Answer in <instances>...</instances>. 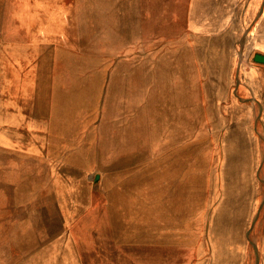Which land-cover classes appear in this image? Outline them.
Masks as SVG:
<instances>
[{"label":"rangeland","instance_id":"obj_1","mask_svg":"<svg viewBox=\"0 0 264 264\" xmlns=\"http://www.w3.org/2000/svg\"><path fill=\"white\" fill-rule=\"evenodd\" d=\"M264 0H0V264H264Z\"/></svg>","mask_w":264,"mask_h":264},{"label":"water","instance_id":"obj_2","mask_svg":"<svg viewBox=\"0 0 264 264\" xmlns=\"http://www.w3.org/2000/svg\"><path fill=\"white\" fill-rule=\"evenodd\" d=\"M253 59H254L256 62L264 63V54H261V53H255L254 56H253Z\"/></svg>","mask_w":264,"mask_h":264}]
</instances>
